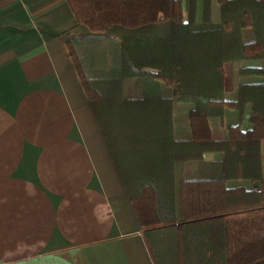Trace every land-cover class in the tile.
I'll return each mask as SVG.
<instances>
[{
  "label": "crops",
  "instance_id": "0c3cea01",
  "mask_svg": "<svg viewBox=\"0 0 264 264\" xmlns=\"http://www.w3.org/2000/svg\"><path fill=\"white\" fill-rule=\"evenodd\" d=\"M76 23L67 0H0V264H160L67 54L62 32ZM259 39L261 53L223 54L222 60L223 93L229 96L236 89L235 105L226 107L223 120L245 129L252 125V111L264 109V39ZM227 67L231 76H238L236 85L227 84ZM191 89L180 103H196L194 90L200 89ZM172 102L177 99L166 97L167 104ZM227 136L225 130L224 142ZM185 142H193L190 134L179 141ZM168 143L174 148L176 142L168 138ZM252 147L246 160L239 148L223 152L229 158L224 167L235 172V185L260 187L264 141L258 157ZM212 153L221 155L209 147L198 159L210 161ZM164 161L152 165L158 169ZM190 164L191 177L220 173L195 157ZM170 168L166 171L171 173L178 166ZM226 176L229 185L228 171Z\"/></svg>",
  "mask_w": 264,
  "mask_h": 264
},
{
  "label": "trees",
  "instance_id": "16d2710c",
  "mask_svg": "<svg viewBox=\"0 0 264 264\" xmlns=\"http://www.w3.org/2000/svg\"><path fill=\"white\" fill-rule=\"evenodd\" d=\"M217 1L223 6V25L227 27L229 24V33L233 30L234 36L232 34L226 35L218 27L217 36L213 39H198L196 40L197 42L195 41L192 44L187 42V47L183 46V49H173L171 55L175 56L174 63L169 64L167 56L163 57L162 69L164 73L159 70L149 69L146 65L133 61L130 54L142 37H139L136 41L132 33H135V31L143 33L144 30L148 32L156 30L155 34L151 33V40L155 38L162 40L163 37V39H170L175 43L176 39L168 38V33H163L165 32V25L169 24H162V21L168 22V20L172 19L173 22L169 23L172 24L171 28H173L174 24L180 21L183 0H67L75 14L77 23L63 31L62 36L67 45V54L71 57L73 65L78 72L83 88L97 114L105 139L113 155L115 156L114 151L117 150L121 161L124 164L131 162L132 165V158H127L121 151L122 143L124 146L125 141L119 144L110 132L108 117L114 112L110 109L111 106L115 107V111L120 112L125 125L128 124V128L135 130V134L140 136L139 145L141 141L144 143L148 142L145 150L142 148L144 150V154H141L142 162L144 160L150 162L152 170L146 169V173L151 174L154 182L144 181V179L139 184L135 183L137 190L130 192L129 199L150 252L152 253L151 246L147 240L149 233L176 231L178 234V264H182L180 250L181 231L183 229H203L220 225L223 227L224 258L215 261L214 264H264V177L259 178V188L252 187L248 189L241 184L227 185V176L223 171L211 176L210 174H203L201 176L183 177L178 181V212L164 215L160 213L158 208L157 186L162 180L157 175L168 174L170 171H167L171 170V168L167 169L168 166H178L184 160H191L194 157L199 161V164H211L209 161H200L198 157L200 151L208 149L210 142L213 140L215 127L211 120L212 110L221 106L232 107L236 102L234 99L225 96L224 93L221 94L208 89L202 81H196L192 85L194 74L202 76L210 67L212 72L216 74L215 81H217V76L220 75L222 77L223 75L222 60L224 53L226 57L230 58H234L241 53V55L248 57L261 53L263 49V44L258 34H264V12L257 10L260 16L263 17L260 18L257 13L255 23L257 31H254L255 36L240 38L239 33L241 31H239V27H235V23H237L236 16L240 15L244 22L248 17L247 12L254 11L253 5L263 8L264 0H242V3H236L241 0ZM225 7L228 12H225ZM230 9H234L233 12ZM237 12L238 15L235 14ZM114 29L120 31L119 34L114 36ZM222 34L223 37L220 36ZM102 39H107L119 47L120 53L123 55V57L121 56V61L124 63V67H127L126 73L139 72V77L147 75L155 81L163 80L168 82L173 87L172 96L174 99L180 100L183 97L186 99L185 95L191 93L189 92L192 90L191 88H199L201 90H194V93L198 96H196L197 101L194 105L189 106L187 115L190 139L193 142L174 143V148L170 147L172 148V155L168 156L170 148L167 136L170 131L168 118L170 104L163 103V106H161L162 118L156 122L155 127H149V109L157 107L160 101L158 97H153L148 90H144L141 84L139 86L141 88L140 92L143 91L145 95L143 93L141 96L121 94L120 91L127 87L126 85L123 86V84L131 79L128 75L118 74L113 77L111 79L113 90L111 91L114 92L115 96H113L112 101L103 100L102 93L95 86L92 78L86 73L76 45L78 41ZM204 42H207L205 46H203ZM230 48L234 50L235 55L233 57L226 53ZM187 49L188 57L183 59L185 55L183 52H186ZM202 50L209 51V54H205L200 58ZM214 51H216L217 57L213 56ZM204 58L210 61L204 62ZM209 63L211 64L210 66L208 65ZM192 66H195L193 69L194 76L188 71ZM122 81L123 84H121ZM138 81L141 80L139 79ZM141 101L146 102V105L140 104ZM107 107L110 112L106 115ZM106 108L107 110H105ZM140 113L143 116L142 121ZM100 114L108 117L102 119ZM251 119L252 125L247 129L243 128L239 122L227 125L228 136L226 142H224L226 155H228V152H234L239 146L238 148L245 153L242 159H250V147L252 145L259 147L261 140L264 141V109L260 111L254 109ZM107 120L108 122L106 123ZM105 123L109 124L107 129L105 128ZM130 128L129 130L132 131ZM132 141L127 140L126 143H132ZM180 142H184V140ZM148 144L149 146H147ZM156 148L161 150L159 154L154 153ZM154 155H158L160 158ZM161 159L165 160L163 166L158 169L157 167L155 168L152 164H154V161ZM227 159L229 158L224 157L223 162L220 161L217 164L223 163V166H227ZM169 161H171V164ZM225 168L227 167H223V169ZM153 169L157 171L153 172ZM173 170L177 174H183L178 169Z\"/></svg>",
  "mask_w": 264,
  "mask_h": 264
},
{
  "label": "rangeland",
  "instance_id": "374dc122",
  "mask_svg": "<svg viewBox=\"0 0 264 264\" xmlns=\"http://www.w3.org/2000/svg\"><path fill=\"white\" fill-rule=\"evenodd\" d=\"M183 9L180 16V21H176L177 23L174 24V27L171 28L169 22L172 21L168 20V22H163L162 24H169L165 25V32L168 33V38L172 37V39H176L177 41L174 43L172 40L163 39H153L151 40V33L155 34L156 30L148 32L144 30V32H133L132 34L135 36V39L142 37L141 41L135 45V48L132 50L130 56L133 58V61L137 62L138 64L146 65L149 69L159 70L160 72L164 73L163 68V57L167 56L168 63H174L175 56H172L171 53L173 49L179 50L183 49V46L187 47V42H195L198 39H210L215 38L217 36V28L220 27L223 30V33L226 35L232 34L234 36L233 30L229 33L230 25L228 24V28L223 25V6L217 0H183ZM255 1V0H254ZM236 3H242V0ZM248 6V5H247ZM234 7V6H233ZM254 11L251 7H249L252 11H248V17L243 22L242 16L238 15V12L235 13L236 21L235 27H239V31H241L240 38H249L250 36H255V32L257 31L256 28V20H257V13L260 18H262L257 10L264 12V7H256V5L252 6ZM232 8V7H231ZM234 9H230L233 12ZM225 12H228L227 8L225 7ZM255 13V14H254ZM173 22V21H172ZM175 22V21H174ZM164 27V26H163ZM233 27V25H232ZM206 30V31H205ZM255 31V32H254ZM120 31L115 30L113 31V35L119 34ZM233 32V33H232ZM238 34V37H239ZM137 35V36H136ZM158 35V34H157ZM223 37V34L220 35ZM258 36L264 39V34H258ZM132 37V36H131ZM161 37V36H160ZM149 41H148V40ZM151 40V41H150ZM197 42V41H196ZM207 42H204L203 46H205ZM78 53L82 58L86 73L92 78L93 83L95 86L100 90L103 95V100H110L112 101L113 96H115L113 87L111 85V79L118 74L128 75L131 77L125 84L123 81L121 84L123 86H127L126 88L121 90V94L126 95H134V96H141L145 95L143 91L140 92L141 88H139L140 84L141 87H144V90H148L153 97L160 98V104L157 107L150 108V122L149 127H155L156 122L162 118V108L163 103L166 104V97H172V90L173 87L168 82L159 80L155 81L151 77L147 75H142L139 77V72H127V67H124V63L121 61L120 49L115 43L107 40H89V41H78L76 43ZM190 49V48H189ZM231 48L229 49L227 54L233 57L235 53ZM185 53L184 58L188 57V49ZM205 54H209V51L202 50L200 58H202ZM224 55H226L224 53ZM213 56L217 57L216 51L213 52ZM210 60H206L204 58V62H209ZM211 65L210 63L208 64ZM195 66L190 67L188 70L191 75H193V69ZM204 71V70H203ZM194 76V75H193ZM215 76L210 69L208 68L207 72L202 76H195L194 82L192 85L196 83V81H202L208 89H212L215 92H219L223 94V79L225 81L224 73L222 77L220 75L217 76V81H215ZM141 81H138V80ZM238 76L230 75V69L227 67V77L226 81L227 84L233 81L234 85L237 83ZM110 81V82H109ZM225 84V83H224ZM190 85V86H192ZM122 86V87H123ZM129 90V91H128ZM229 92L230 99H233L235 96V91ZM143 93V94H142ZM226 94V93H225ZM228 95V94H227ZM177 99V98H176ZM158 100V99H157ZM116 101V100H115ZM239 101V100H238ZM113 104V102H112ZM140 104L146 105V102H142ZM228 106H221L219 108H213L211 113V120L214 124V135L217 139L210 142L209 147L213 151L219 152L221 155L220 157H215L217 155H213V159L210 160V166L217 167L221 171H224L229 175V185H235L237 180L235 178L234 170L231 169H223V163L217 164L218 162H223V152H226V147L224 143V136L225 130H227V125L229 121L223 120V111ZM108 108V107H107ZM107 108L105 110H107ZM115 107H110L114 112L112 115L105 116L108 117L109 124H110V132L112 133L113 137L121 144L122 141L133 140L132 143H122V152L127 158H132V165L131 162L128 164H124L121 161L120 154L117 150L114 151L115 157L117 162L120 165L121 173L123 176L124 181L127 184V187L135 192L137 190V185L142 180L144 181H153V177L151 174L149 175L143 170H152V166L150 167V162L147 160H142V153L144 154V150L146 144L148 143H141L139 145L140 136L135 134V130L128 128V124L125 125L124 119H122L120 112L115 111ZM224 108V109H223ZM238 112V109L236 107ZM110 112L109 108L106 112V115ZM189 113V106L180 103L179 100L177 102H172L170 104V113L168 114L169 118V135L167 139H172L175 142H179L184 140L185 138H189V129L187 125V115ZM100 116L105 118L102 114ZM141 121L143 120V116L140 113ZM106 121V123L108 122ZM233 121V120H231ZM230 121V122H231ZM137 122V121H136ZM105 123V124H106ZM109 124H106V129L109 127ZM130 125V124H129ZM132 125V124H131ZM248 125V123H247ZM246 125V126H247ZM174 137V138H173ZM158 138V137H157ZM161 138V137H160ZM159 138V140H160ZM162 139V138H161ZM166 139V140H167ZM223 139V140H221ZM134 144V145H133ZM172 144L169 143V148ZM149 146V144L147 145ZM239 146H237L238 148ZM142 148L144 150H142ZM251 149V148H250ZM258 152L260 154V147L253 146L252 152ZM155 154H159L161 150L155 149ZM157 158H160L158 155H154ZM137 161V162H136ZM140 161V162H138ZM191 160L187 159L186 162L178 164V171L184 174H177L175 172H171L168 174H159L157 177L162 181L158 183L157 189L159 191V187L161 192L159 196V211L163 214V211H168V214H173L178 212V200H177V188H178V181L183 177H191L190 173H188V169L193 164H190ZM131 165V167H129ZM142 170L139 172V170ZM149 175V176H148ZM148 177V178H147ZM147 178V179H146ZM135 181V182H134ZM143 181V182H144ZM136 183V184H135ZM248 189V188H247ZM242 194H244L242 192ZM166 198V199H165ZM150 244L154 250L155 256L160 264H178V234L176 231L173 232H164L159 231L150 234ZM180 250H181V260L182 264H188L187 259L192 260H199L205 258V264H214L215 261L221 260L224 258V239H223V227L218 226H209L206 228L201 229H183L180 234ZM200 261V260H199ZM190 264V263H189Z\"/></svg>",
  "mask_w": 264,
  "mask_h": 264
}]
</instances>
